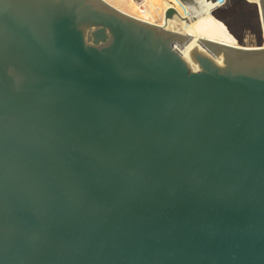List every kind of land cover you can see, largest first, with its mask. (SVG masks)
I'll return each instance as SVG.
<instances>
[{
  "label": "water",
  "instance_id": "95a60500",
  "mask_svg": "<svg viewBox=\"0 0 264 264\" xmlns=\"http://www.w3.org/2000/svg\"><path fill=\"white\" fill-rule=\"evenodd\" d=\"M182 1L0 0V264H264V48Z\"/></svg>",
  "mask_w": 264,
  "mask_h": 264
},
{
  "label": "bare ground",
  "instance_id": "6f19581e",
  "mask_svg": "<svg viewBox=\"0 0 264 264\" xmlns=\"http://www.w3.org/2000/svg\"><path fill=\"white\" fill-rule=\"evenodd\" d=\"M120 12L157 27H166V11L185 19L182 0H103ZM187 36L246 49L264 48V23L259 0H221L185 27Z\"/></svg>",
  "mask_w": 264,
  "mask_h": 264
}]
</instances>
